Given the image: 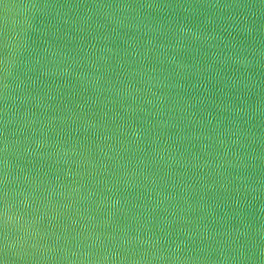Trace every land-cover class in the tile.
<instances>
[{
	"label": "water",
	"instance_id": "water-1",
	"mask_svg": "<svg viewBox=\"0 0 264 264\" xmlns=\"http://www.w3.org/2000/svg\"><path fill=\"white\" fill-rule=\"evenodd\" d=\"M0 264H264V0H0Z\"/></svg>",
	"mask_w": 264,
	"mask_h": 264
}]
</instances>
